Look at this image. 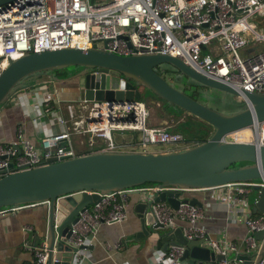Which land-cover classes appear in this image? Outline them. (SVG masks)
<instances>
[{"label": "built area", "instance_id": "1", "mask_svg": "<svg viewBox=\"0 0 264 264\" xmlns=\"http://www.w3.org/2000/svg\"><path fill=\"white\" fill-rule=\"evenodd\" d=\"M263 11L264 0H8L0 5V74L11 60L29 52L96 47L120 55L169 54L241 93H264V30L250 20L255 13ZM256 44L260 45L246 56L241 53L242 49ZM55 97V92L46 93L42 102L36 100L29 109V115L43 124L45 112H51L59 129L45 131L40 148L20 128L13 140L0 142V176L45 164L52 156L60 160L115 149L119 145L114 141L113 129L139 131L136 143L141 146L185 142L181 132L150 124V109L145 99L99 101L83 97L77 101L80 104L71 100L60 104L57 98L53 102ZM76 118L78 123L69 129V122ZM45 128L51 127L45 124ZM75 134H87L86 142L81 139V146L76 144ZM96 139L106 141V146H97ZM220 141L264 145V119L227 131ZM254 184L264 185V180H231L198 187L217 192V197H223L230 206L229 217L247 226L248 232L241 243L228 239L223 230L212 237L198 226L197 221L203 215L198 204L180 201L173 207L165 200H154L155 194L162 190L185 192L198 188L159 182L100 192L101 199L80 212L71 224L69 238L79 246L84 245L91 241L100 224L121 221L126 215L127 195L137 189L152 201L154 223L180 226L187 240L197 239L200 246L214 253V257L206 260L189 255L182 258L186 248L183 243L168 244L165 249L156 245L149 256L151 264H243L241 248L254 252L251 264H264L263 238L254 236V231L264 229V210L252 212L260 191L253 188ZM252 190L256 194L249 202L247 194ZM32 204L4 205L0 213ZM177 219L184 224H178ZM106 246L117 247L120 243H106ZM261 247L263 253L259 254ZM84 248L78 250L74 262H78ZM219 254L222 257H217ZM47 258L48 245L43 242L33 248L32 261L26 264H46Z\"/></svg>", "mask_w": 264, "mask_h": 264}, {"label": "water", "instance_id": "2", "mask_svg": "<svg viewBox=\"0 0 264 264\" xmlns=\"http://www.w3.org/2000/svg\"><path fill=\"white\" fill-rule=\"evenodd\" d=\"M7 1L0 0V5ZM259 45L248 46L241 53L246 56ZM161 63L173 66L180 74L202 85L238 96L243 94L246 106L234 112L210 107L207 102L190 96L168 82L156 70ZM67 65L81 67L79 77L82 94L79 98L99 101L141 98L144 93L139 87L121 75L131 76L169 104L212 125L213 131L205 140L184 149L167 152L94 151L60 160L52 156L45 164L0 176V207L23 203L46 204L43 232L48 245L46 264H74L78 250L89 247V244L79 246L70 240V227L79 218L80 212L101 199L100 192L145 182L198 188L231 180H264V145L220 141L225 132L264 119V93H241L226 82L194 70L176 56L164 53L120 55L96 47H62L29 52L11 60L1 72L0 102L27 76L40 70ZM239 161L246 163L229 167ZM253 188L260 189L258 200L251 208L255 214L264 210V185L254 184ZM181 193L162 190L155 194L154 200H165L173 207H177L180 201L201 204L197 197L181 198ZM142 194L135 204L141 223L138 236L156 237L157 246L163 249L168 244L183 243L186 248L182 258L188 255L203 260L214 257L212 251L199 245V240H187L180 226L173 228L171 223H154L152 201L146 198L144 192ZM254 236L264 239V229L254 231ZM241 257L243 264H251L255 254Z\"/></svg>", "mask_w": 264, "mask_h": 264}, {"label": "crops", "instance_id": "3", "mask_svg": "<svg viewBox=\"0 0 264 264\" xmlns=\"http://www.w3.org/2000/svg\"><path fill=\"white\" fill-rule=\"evenodd\" d=\"M56 76H62V74L50 69L37 71L22 80L20 83L22 85L14 93L7 96L6 103L0 107V142L6 143L13 140L20 128L24 136L40 148L41 136L44 132L59 129L51 112H45L46 116L41 121L44 122L43 124L35 121L29 115V109L33 107L36 100L42 102L44 95L49 92L56 94L53 102L56 101V98L60 104L68 100L78 101L82 94L80 77L67 79ZM27 78L29 79L26 80ZM20 95L24 99L18 98ZM37 113L38 111H36ZM162 118L164 119V116ZM49 120L53 121L54 124H50ZM78 121L79 119L76 118L69 122V129H73ZM45 124L50 125L51 128H45ZM114 141L123 148L117 150L116 147L112 150L136 151V141L131 139V135L129 138L116 134ZM95 143L97 146H106V141L101 139H96ZM173 150L179 149H152L149 152ZM139 192L137 189H133L128 193L125 217L118 222L100 224L91 241L87 243L89 247L82 249L80 259L74 263L151 264L149 256L156 248L157 243L156 237L137 235L141 223L135 210V204L143 195L142 191ZM217 195L219 196L217 192L211 189L198 188L185 191L180 197H197L201 201L200 206L203 209V215L198 219L197 225L202 227L210 236L216 237L223 230L228 239L241 243L248 232L247 226L243 222L234 221L229 217L230 206L223 197L218 198ZM45 214V203L26 205L14 212L0 213V264H26L32 261L33 248L45 242L43 238L46 224ZM176 222L180 225L184 224L179 219ZM114 242H119L120 246L109 248L106 246V243L114 244ZM262 244L264 245V239ZM262 247L258 251L259 254L263 253ZM242 249L240 251L241 256H251L254 253L252 250L244 251Z\"/></svg>", "mask_w": 264, "mask_h": 264}, {"label": "rangeland", "instance_id": "4", "mask_svg": "<svg viewBox=\"0 0 264 264\" xmlns=\"http://www.w3.org/2000/svg\"><path fill=\"white\" fill-rule=\"evenodd\" d=\"M250 20L258 26V29L264 30V11L263 12H257L255 13ZM166 73V77L170 81H174V83L179 86H187L190 88L192 86L193 92L195 93V96L197 98L202 99V101H205L208 103V105L212 108H218V110L223 112H234L241 108H243V104L245 102L244 98L241 96H238L236 94H232L229 92H224L215 88H211L209 86H205L202 84H198L195 81H191L183 74H180L176 71H168L167 70V64L161 63L158 64ZM80 65H67L64 67H59L52 69L54 72L61 73L62 76H56L58 78H75L77 76H80ZM46 70V69H44ZM175 73V74H174ZM32 75V74H31ZM29 75V76H31ZM28 77V76H27ZM81 77V76H80ZM31 78V77H29ZM27 78L26 80H28ZM170 78V79H169ZM25 79V78H24ZM22 79V80H24ZM16 84L14 88L10 91L9 94L14 93L17 88H19L22 84ZM185 88V87H183ZM8 94V95H9ZM144 97V96H141ZM8 97L3 99L0 102V107L6 103ZM146 100V104L150 109L149 118H150V124L151 125H162L166 126V129L170 132H173L175 130L184 129L188 131L191 134H199L203 136L204 138L208 137L211 132L213 131L212 125L200 120L196 116L189 114L185 112L182 108L179 109V107H175L172 104L168 105H162L161 100H156L155 96H148L144 98ZM164 116V119L162 118ZM79 118V116H78ZM112 133L114 136L124 135L126 137L130 138L129 130H119V129H113ZM87 134H75L73 136L74 141L76 144H80V140L82 139L84 142L87 140ZM140 137V134H139ZM193 141H185V142H165V143H147L145 146L136 145L135 150L140 151H151L152 149H184L185 147L189 145H193ZM123 147L118 146L116 149L121 150ZM260 178H255L254 181H259ZM153 183V182H151ZM146 184H150V182H147ZM256 194L255 190H252L247 194L248 201L252 202L254 195Z\"/></svg>", "mask_w": 264, "mask_h": 264}, {"label": "trees", "instance_id": "5", "mask_svg": "<svg viewBox=\"0 0 264 264\" xmlns=\"http://www.w3.org/2000/svg\"><path fill=\"white\" fill-rule=\"evenodd\" d=\"M163 69V68H162ZM167 70L169 71H176V72H178L179 73V70H177V69H175L173 66H171V65H168L167 66ZM164 71V70H163ZM165 72V71H164ZM175 74V73H174ZM191 81H194V80H192L191 79ZM196 82V81H195ZM198 84H200L199 82H197ZM145 98V96L144 97H141V99H144ZM157 98V100H161L162 101V105H168V102H167V100H165L164 98H162V97H160V96H157L156 97ZM244 106L243 107H245L246 106V104H245V102H244V104H243ZM179 109H181V108H179ZM173 132H181L182 134H183V137H184V140L185 141H193L194 142V144L195 143H197V142H200V141H203V140H205L206 139V137L204 138L203 136H201V135H199V134H191V133H189L188 131H186V130H184V129H179V130H175V131H173ZM129 134H131V139H133V141H137L138 139H139V131H137V130H129ZM126 139V138H125ZM244 163H246V161H239V162H235V163H232V164H230L229 165V167H236V166H240V165H242V164H244ZM147 182H145V183H143V184H146ZM151 183V182H150ZM143 184H140V185H143Z\"/></svg>", "mask_w": 264, "mask_h": 264}, {"label": "flooded vegetation", "instance_id": "6", "mask_svg": "<svg viewBox=\"0 0 264 264\" xmlns=\"http://www.w3.org/2000/svg\"><path fill=\"white\" fill-rule=\"evenodd\" d=\"M156 70H157L159 73L163 74V76L166 78V80H167L168 82L172 83L175 87H177V88L183 90L185 93L189 94L190 96H192V97H194V98H196V99L202 101V99L197 98V97L195 96V93L193 92L192 86H191L190 88H188L187 86H183V87H185V88H183L182 86L179 87V86H177V85L174 83V81H170V80L167 79V77H166V73L163 71V69H162L160 66H157V67H156ZM121 76L124 77L125 79L131 81V82H132L133 84H135L137 87H139V89L141 90V92L144 93L143 96H145V97H148V96H149V97H150V96H155V95H156V94H154L153 92L151 93V90H150L149 88H147L146 85H144V84L141 83V82H138L135 78H133V77H131V76H125V75H121ZM169 79H170V78H169ZM188 79H189V78H188ZM189 80H191V79H189ZM156 97H157V95H156ZM156 100H157V99H156ZM215 109L218 110V108H216V107H215ZM200 120H202V119H200ZM202 121H204V120H202ZM204 122H206V121H204ZM206 123H207V122H206ZM208 124H209V123H208Z\"/></svg>", "mask_w": 264, "mask_h": 264}]
</instances>
